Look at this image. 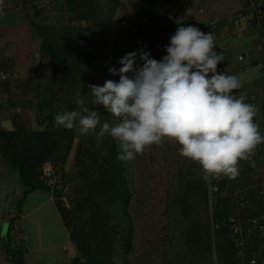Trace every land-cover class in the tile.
I'll return each mask as SVG.
<instances>
[{
	"label": "trees",
	"instance_id": "trees-1",
	"mask_svg": "<svg viewBox=\"0 0 264 264\" xmlns=\"http://www.w3.org/2000/svg\"><path fill=\"white\" fill-rule=\"evenodd\" d=\"M31 1L22 0L21 5L27 11L30 25V49L40 59L34 71L36 75L44 73V79L36 84L33 122L26 116L13 115L12 127L0 129V152L17 169L23 197L32 190L46 189L39 181L43 163L50 161L60 169L64 190L49 191L69 241L78 253L72 264H130L136 236L131 213L134 194L131 162L117 159V143L109 136L97 148L94 135L83 136L78 129L54 126L60 106L64 110L74 109L78 94L91 100L88 84L103 86L106 80H113L108 71V49L117 44L109 46L108 42L114 33L112 26L119 0H58L60 18L54 21L41 20L37 0L35 4ZM99 112L102 122H118L105 110ZM101 152L105 153L103 157ZM197 168L196 176L181 179L183 184H179L173 201L189 222L183 235L187 250L203 254L211 249L212 221L208 215L209 182L202 179L198 163ZM210 182L219 188L212 217L232 214L226 209L234 192L230 179L215 178ZM201 211L206 214L203 220L196 216ZM215 235L223 264H235L228 229L221 228ZM249 254L264 256V250L251 249ZM15 264L24 262L17 258Z\"/></svg>",
	"mask_w": 264,
	"mask_h": 264
},
{
	"label": "clouds",
	"instance_id": "clouds-1",
	"mask_svg": "<svg viewBox=\"0 0 264 264\" xmlns=\"http://www.w3.org/2000/svg\"><path fill=\"white\" fill-rule=\"evenodd\" d=\"M215 48L211 32L179 26L160 60L143 48L125 53L119 68L108 69L119 79L88 84L91 100L78 94L74 109L60 106L54 126L94 135L97 148L111 137L117 159L125 163L165 139L175 141L182 157L201 166L206 182L234 180L240 161L249 159L264 136L254 120L255 105L232 94L242 86L239 77L218 71L225 57ZM100 109L118 122H102Z\"/></svg>",
	"mask_w": 264,
	"mask_h": 264
},
{
	"label": "rangeland",
	"instance_id": "rangeland-1",
	"mask_svg": "<svg viewBox=\"0 0 264 264\" xmlns=\"http://www.w3.org/2000/svg\"><path fill=\"white\" fill-rule=\"evenodd\" d=\"M54 1L53 21L60 18L57 9L58 0ZM161 1L119 0L118 11L112 26L119 41L116 42L117 47L110 48V55H108L110 67L112 58L126 43L125 33L130 32L134 33L133 36L138 41L137 50L143 48L157 60L161 57L165 38L173 33V26L169 29L165 28ZM31 2L35 4V0ZM120 17L126 18L128 24L126 29L119 25ZM28 26L30 30L29 23ZM31 38L32 35L29 41ZM31 51L33 49L29 48L21 60L14 58L3 60L0 63V69L25 71L22 81L8 84L5 89L24 108L23 115L33 122L36 113V81L41 82L43 77L39 76L38 79L36 77ZM255 72L257 74L256 67L252 68L250 73L254 75ZM7 128H10V125H7ZM180 147L175 141L165 139L163 144L147 147L142 154H138L134 160L130 161L134 187L131 213L136 224L130 264H223L218 236L213 232L209 242L211 249H207L203 254L191 253L184 244L183 235L187 232L189 222L180 214L173 201V195L180 188L179 184H183V178L196 176L198 168L197 162L179 154ZM239 166V170H242L245 164L242 162ZM260 179L256 176L249 185H253ZM238 180L237 190H243L242 192L250 198L252 205L245 210H239L231 197L226 203V209L228 213L239 212L243 218H247L258 211V203L252 197L253 194H250L251 190H246L248 186L244 188L243 184L246 181L243 175H239ZM0 183L23 188L17 169L6 162L1 152ZM64 200L67 202L66 198ZM216 200V198L213 200L212 205L209 203L210 220H212V210L216 208ZM20 204V216L14 222L22 231L24 240H18V232L12 229L11 221L0 225V264H15L17 258H21L24 264H72L78 253L69 243L68 231L62 222L52 193L48 189L32 190L24 197L22 194ZM196 216L197 219H205V211L198 212ZM189 217L192 219L195 216ZM3 232L6 233L5 239L2 237Z\"/></svg>",
	"mask_w": 264,
	"mask_h": 264
},
{
	"label": "built area",
	"instance_id": "built-area-1",
	"mask_svg": "<svg viewBox=\"0 0 264 264\" xmlns=\"http://www.w3.org/2000/svg\"><path fill=\"white\" fill-rule=\"evenodd\" d=\"M179 19L177 28L179 26L188 25L199 28L204 33L215 32L223 27H229L233 36L239 35L244 30V26L241 25V21L245 20L247 25L252 23V20H246V14L244 11H236L234 13L227 14L223 18H207L201 21L193 20L190 17V12L195 8L193 0H177ZM249 6L254 13V20L258 22L264 21V0H249ZM37 7L39 10V18L41 20H50L53 18L55 11L54 0H37ZM198 13L204 12L203 7L197 8ZM119 25L126 29L127 20L125 17H120ZM114 31H112L113 33ZM134 33H125V45H123L117 55L112 58L111 67L119 68L117 60L125 53L136 51L138 48V41L133 36ZM167 35L164 43V50L161 54L160 60L164 55L165 46L169 44L170 37ZM119 41L116 38L115 33L110 36V43H116ZM264 45V39L262 41ZM245 56L240 55L239 60L244 61ZM109 63V62H108ZM110 66V65H109ZM25 77V71L22 69L6 70L0 69V111L3 109L9 116L23 115L24 108L17 103V100L6 91V86L11 83L20 82ZM119 79L118 76H112ZM261 90H254L248 94V100L253 105L261 104L260 96L264 97V90L261 94ZM264 151V143L257 146L253 154L249 157L248 162L255 159L257 153ZM39 181L41 184L52 193L64 190L63 179L60 169L52 162L47 161L43 163L41 172L39 175ZM256 193L259 197L262 206L264 207V180L257 181ZM219 188L216 184L208 183V196L209 202L213 203V200L217 197ZM23 188L10 187L0 183V225L6 221H11L12 229H15L18 240H24L22 231L16 226L15 220L20 216V203L22 200ZM231 197L235 200V204L239 210H245L251 207L250 198L242 192H236L231 194ZM212 232L216 233L221 228L228 229V238L232 243L235 257V264H264V256L250 255L251 249L258 251L264 250V211L250 215L247 218H243L239 212H234L224 218L212 217Z\"/></svg>",
	"mask_w": 264,
	"mask_h": 264
},
{
	"label": "crops",
	"instance_id": "crops-1",
	"mask_svg": "<svg viewBox=\"0 0 264 264\" xmlns=\"http://www.w3.org/2000/svg\"><path fill=\"white\" fill-rule=\"evenodd\" d=\"M21 1L22 0H4L3 5H0V63L8 58L21 60L31 46V41H29L31 34L26 18L27 11L23 5H21ZM193 1L196 5L190 12V17L193 20L201 21L207 18H223L227 14L236 11H244L246 20H252L250 25H247L245 20L240 22L245 28L243 32L237 36L231 34L229 27H223L218 31L211 32L214 36V43L216 45L215 50L218 53H222L225 57L224 62L218 64V71H224L229 75L238 76L242 82V86L234 90L232 94L237 98L243 97L246 103L252 104L248 100V94L254 90H261L262 92L264 90V45L262 43L264 39V21L258 22L254 20V13L249 6V0ZM161 5V13L165 22V28L169 29L173 26V33L169 34L173 35L177 30L179 19L177 0H162ZM198 7L204 8L202 14L198 13ZM31 52L33 54L32 61L35 66L39 63L40 59L34 49ZM108 55H110V48L108 49ZM240 55L246 57L244 61L239 60ZM255 67L257 69V74L255 72L253 75L250 72L252 68ZM39 76L43 77V81L44 73L36 75L37 79ZM37 83L38 80L36 81V84ZM260 98L262 101L261 104L255 105L257 113L254 120L259 126L261 135L264 136L263 95H261ZM11 118L12 116L6 114L2 109L0 111V129H10L12 127ZM7 125H10V128H7ZM242 162L245 166L242 170H239V175H243L246 181V183L243 184L244 188L248 186L246 190H251L250 194H253L252 197L256 199L258 203V211L254 213L256 214L264 211V207L256 193L255 185L257 182L253 183L251 186L249 184L252 183L253 178L256 176L260 177V180H264V151L257 153L253 161L248 162L246 160H241L239 165ZM238 176L234 180H230V185H232L234 191L232 194L243 191L237 190L239 187ZM19 209H21V204Z\"/></svg>",
	"mask_w": 264,
	"mask_h": 264
},
{
	"label": "water",
	"instance_id": "water-1",
	"mask_svg": "<svg viewBox=\"0 0 264 264\" xmlns=\"http://www.w3.org/2000/svg\"><path fill=\"white\" fill-rule=\"evenodd\" d=\"M2 237H3V239L6 238V233L5 232L2 233Z\"/></svg>",
	"mask_w": 264,
	"mask_h": 264
}]
</instances>
